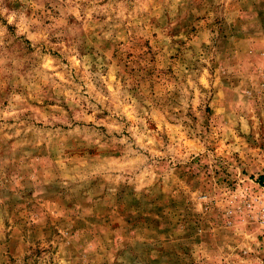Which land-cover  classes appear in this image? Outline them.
I'll return each mask as SVG.
<instances>
[{"label":"rangeland","instance_id":"374dc122","mask_svg":"<svg viewBox=\"0 0 264 264\" xmlns=\"http://www.w3.org/2000/svg\"><path fill=\"white\" fill-rule=\"evenodd\" d=\"M264 0H0V264H264Z\"/></svg>","mask_w":264,"mask_h":264},{"label":"built area","instance_id":"2783aa9c","mask_svg":"<svg viewBox=\"0 0 264 264\" xmlns=\"http://www.w3.org/2000/svg\"><path fill=\"white\" fill-rule=\"evenodd\" d=\"M261 201L257 204V218L259 219V223L264 227V196L260 199Z\"/></svg>","mask_w":264,"mask_h":264}]
</instances>
